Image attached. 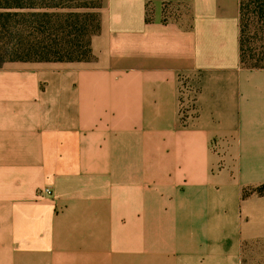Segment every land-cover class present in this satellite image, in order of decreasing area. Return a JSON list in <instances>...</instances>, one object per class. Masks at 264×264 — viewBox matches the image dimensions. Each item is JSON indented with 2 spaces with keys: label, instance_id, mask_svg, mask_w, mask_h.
Masks as SVG:
<instances>
[{
  "label": "crops",
  "instance_id": "0c3cea01",
  "mask_svg": "<svg viewBox=\"0 0 264 264\" xmlns=\"http://www.w3.org/2000/svg\"><path fill=\"white\" fill-rule=\"evenodd\" d=\"M98 25L88 61L0 68V264H250L264 69L240 0H102Z\"/></svg>",
  "mask_w": 264,
  "mask_h": 264
},
{
  "label": "trees",
  "instance_id": "16d2710c",
  "mask_svg": "<svg viewBox=\"0 0 264 264\" xmlns=\"http://www.w3.org/2000/svg\"><path fill=\"white\" fill-rule=\"evenodd\" d=\"M101 5L102 0H0V68L10 62L88 61ZM240 60L248 69H264V0H240Z\"/></svg>",
  "mask_w": 264,
  "mask_h": 264
},
{
  "label": "rangeland",
  "instance_id": "374dc122",
  "mask_svg": "<svg viewBox=\"0 0 264 264\" xmlns=\"http://www.w3.org/2000/svg\"><path fill=\"white\" fill-rule=\"evenodd\" d=\"M90 11H96L97 12V10H90ZM90 11H88V12H90ZM89 17V18H88ZM88 17H87V22H86V24H87V27H88V29L92 26V22H91V19H92V17H91V15H88ZM86 27V26H85ZM90 36V35H89ZM89 36H86V38H88ZM81 38L82 39H85L84 37H83V35H81ZM87 40V39H86ZM75 62H78V61H75ZM80 62H84V61H80ZM47 188H50V187H47ZM46 189V188H45ZM51 189V188H50ZM44 191V190H43ZM44 193V192H43ZM52 195V194H51ZM51 195H48V196H51ZM263 250L264 249H257V248H255V249H253L252 250V256H249V259H250V261H251V263L250 264H258V262H261V264L262 263H264V252H263Z\"/></svg>",
  "mask_w": 264,
  "mask_h": 264
},
{
  "label": "built area",
  "instance_id": "2783aa9c",
  "mask_svg": "<svg viewBox=\"0 0 264 264\" xmlns=\"http://www.w3.org/2000/svg\"><path fill=\"white\" fill-rule=\"evenodd\" d=\"M186 110H187V109H186L185 105L182 103V105H181V110H180V112H181V114H182V117L184 116ZM43 192H44V194H46V195H51V194H52V190H51L50 188H46V189H44Z\"/></svg>",
  "mask_w": 264,
  "mask_h": 264
}]
</instances>
